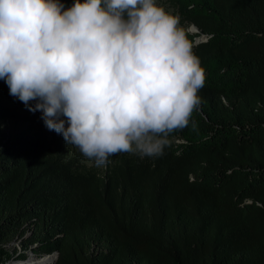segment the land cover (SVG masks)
Here are the masks:
<instances>
[{"label":"trees","instance_id":"1","mask_svg":"<svg viewBox=\"0 0 264 264\" xmlns=\"http://www.w3.org/2000/svg\"><path fill=\"white\" fill-rule=\"evenodd\" d=\"M166 2L206 37L186 30L205 84L159 158H66L0 80V264L13 239L53 264H264V0Z\"/></svg>","mask_w":264,"mask_h":264},{"label":"clouds","instance_id":"2","mask_svg":"<svg viewBox=\"0 0 264 264\" xmlns=\"http://www.w3.org/2000/svg\"><path fill=\"white\" fill-rule=\"evenodd\" d=\"M0 80L96 167L159 158L202 103L186 30L157 0H0Z\"/></svg>","mask_w":264,"mask_h":264},{"label":"rangeland","instance_id":"3","mask_svg":"<svg viewBox=\"0 0 264 264\" xmlns=\"http://www.w3.org/2000/svg\"><path fill=\"white\" fill-rule=\"evenodd\" d=\"M157 3H158L159 6L163 7L168 14L177 17L174 9L171 6H169V4L166 2V0H157ZM179 27H181L180 24H179ZM190 28H191V24L186 26V30L189 33L191 32ZM16 126L18 128H20V129H26L27 128V124H18ZM9 127H10L9 123H4L2 125V130H3L5 135L8 134ZM32 132L44 137L47 140V142H49L50 146L54 150H57L58 152H61L64 155V157H66V158H74L79 163L83 164L84 166H86V167H94L99 172L104 169V167H102V168L96 167L94 165V163H92L91 161L86 160L72 146H68L67 147V145L65 144V142L63 140V137L61 135L55 133L54 131H49L46 128H36V127H34V128H32ZM6 249L8 251L9 257L5 261H7V260H23V261H20V262H16V263H23V262L28 261L29 259H32V258L40 260V261L45 259V256L43 254L36 255L34 252L31 251L30 247L29 248H25L23 246V244H22V241L19 240V239H13L12 241H10L8 243V245L6 246ZM21 254H23L22 257H20ZM50 261H51V257H49L47 259V261H45V262L41 261V263H39V264H50Z\"/></svg>","mask_w":264,"mask_h":264},{"label":"water","instance_id":"4","mask_svg":"<svg viewBox=\"0 0 264 264\" xmlns=\"http://www.w3.org/2000/svg\"><path fill=\"white\" fill-rule=\"evenodd\" d=\"M190 33H199V30L197 29V27L196 26H194V25H191V28H190ZM206 39V37H205V35L204 34H198L196 37H195V39H194V43H197V42H199V41H203V40H205ZM43 255H45V256H50L51 257V262H50V264H53L54 263V259L56 258V255H57V253L54 251V252H50V253H47V254H43ZM18 261H23V260H7V261H5L4 263H2V264H10V263H13V262H18Z\"/></svg>","mask_w":264,"mask_h":264},{"label":"bare ground","instance_id":"5","mask_svg":"<svg viewBox=\"0 0 264 264\" xmlns=\"http://www.w3.org/2000/svg\"><path fill=\"white\" fill-rule=\"evenodd\" d=\"M45 256V255H44ZM50 257V256H49ZM48 256H45V259L44 260H41V261H47V259L49 258ZM41 261L40 260H37V259H34V258H32V259H29L28 261H25V262H23V263H16V262H13V263H10V264H39V263H41ZM52 261V260H51ZM50 261V262H51ZM18 262H20V261H18Z\"/></svg>","mask_w":264,"mask_h":264}]
</instances>
